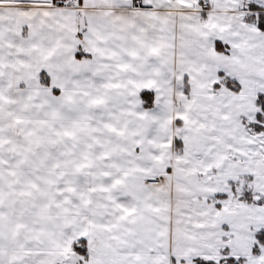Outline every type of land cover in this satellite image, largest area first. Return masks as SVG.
Returning <instances> with one entry per match:
<instances>
[{
    "label": "snow or ice",
    "instance_id": "snow-or-ice-1",
    "mask_svg": "<svg viewBox=\"0 0 264 264\" xmlns=\"http://www.w3.org/2000/svg\"><path fill=\"white\" fill-rule=\"evenodd\" d=\"M0 264H264V0H0Z\"/></svg>",
    "mask_w": 264,
    "mask_h": 264
}]
</instances>
